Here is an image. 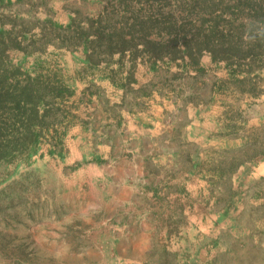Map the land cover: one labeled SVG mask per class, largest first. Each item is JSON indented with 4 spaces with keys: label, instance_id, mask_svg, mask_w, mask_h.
<instances>
[{
    "label": "rangeland",
    "instance_id": "rangeland-1",
    "mask_svg": "<svg viewBox=\"0 0 264 264\" xmlns=\"http://www.w3.org/2000/svg\"><path fill=\"white\" fill-rule=\"evenodd\" d=\"M123 36L132 41L121 51ZM176 37L159 56L144 45ZM29 85L42 91V117L0 160V264H120L121 235L108 219L138 216L101 209L100 172L117 188L115 158L133 153L140 185L187 209L169 215L174 233L176 220L204 212L209 227L188 229L222 252L220 263L232 262L230 248L259 251L264 177H249L264 162V0H0L8 141L26 127L13 102ZM156 124L157 146L147 137ZM142 127L151 145H136ZM162 164L170 179L156 177Z\"/></svg>",
    "mask_w": 264,
    "mask_h": 264
},
{
    "label": "crops",
    "instance_id": "crops-1",
    "mask_svg": "<svg viewBox=\"0 0 264 264\" xmlns=\"http://www.w3.org/2000/svg\"><path fill=\"white\" fill-rule=\"evenodd\" d=\"M161 130L160 125L156 124L151 136L147 135L150 140L155 141L153 145H160L159 141L163 138V132L158 131ZM137 131L135 132L138 135L136 139L139 141L136 143L137 146L152 144L147 143L145 138H143L146 137L143 127L138 128ZM166 131L169 133L167 135L168 146H172L171 140L174 137L170 134L171 130ZM179 138L186 139L183 137ZM187 141H194L193 137L189 136ZM136 158H139V163L142 162V159L134 153L132 154V159L115 158L117 166L114 173L118 180L117 188L109 185V176L105 170L102 169L100 172L102 176L99 199L101 209H107L113 214L120 206H123L122 210L127 212L134 211L132 215L138 216L136 218L131 216L124 219H108L109 221H114L113 223L117 227L119 236L121 235L122 237L118 238L117 246L114 250L116 258L121 262L120 264H177L178 262L180 264H225L219 262L222 252L214 249L213 246L215 245L211 247L209 244H205V235L199 237V231L191 232L190 234L188 225L200 227V231L203 232L205 231V226L209 227V225H206L204 212L197 213L194 217L185 218L182 221L176 220L177 224H180L181 230L179 233L172 231L170 226L172 222H169L172 218L169 215L172 216V212H179L176 214L183 216V210L187 214V209L185 210L178 205L173 207L170 199L173 193L169 194L163 190L164 188L141 186V179L146 174L140 169L142 166L139 165ZM124 163H132L135 170L124 169L122 167ZM162 165L159 167L162 170L156 174V177L158 179H170L173 172L170 169L171 166L166 169L167 166L165 164ZM185 173L177 174V178H181ZM186 177L191 176L187 173ZM263 177L264 162H260L249 178L258 179ZM191 186L195 187L196 191L200 189L197 182ZM193 233H196V237H194ZM250 241L252 239L248 238V242ZM255 243L259 250L257 252L253 251V248L247 251L241 249L240 252L238 250L233 252L231 248L227 250L224 254L232 259L229 264H264V238L255 239Z\"/></svg>",
    "mask_w": 264,
    "mask_h": 264
},
{
    "label": "trees",
    "instance_id": "trees-1",
    "mask_svg": "<svg viewBox=\"0 0 264 264\" xmlns=\"http://www.w3.org/2000/svg\"><path fill=\"white\" fill-rule=\"evenodd\" d=\"M135 25V24H134ZM134 25H131V29L129 31L130 35L133 37V30L132 27ZM102 33H100L101 35ZM148 35H145V37ZM182 38L183 37H179ZM209 40H211V38H206ZM231 37L229 35H221L218 37V40L221 41V44L224 45L226 42H230ZM131 40H126L124 39V36L122 38V43H121V51H124L125 48L129 47L131 44ZM178 41H180L178 39V37L172 39V40H167V41H153V40H149L144 42L145 47L148 49V51L151 50V52L156 53L157 56H159V53H162L163 50L165 51V48H169V47H175L178 43ZM112 46H110L111 48ZM112 49V48H111ZM220 51L221 53H226L227 49L222 48ZM229 51H233V50H229ZM210 52L212 53V55H216V50H210ZM255 55L251 54L250 57H254ZM89 58V57H88ZM248 59V58H245ZM3 80H6V78H3ZM37 86L32 87L31 85H29V88H24L21 91V96H20V101L18 102H13L15 104V108L17 110L21 111V116L24 119V122H26V127L24 128V131L21 132L20 134H17L16 136H14L10 141H8L5 137V132H6V126L5 123H0V160L6 159L9 155L12 154V152L18 151L19 149H21L20 147H22V142L25 138H28L29 136H31L32 134L35 133V129L37 127L39 121L41 120L40 118L42 116H40L39 114V105H40V101L39 99L42 97V91L41 90H37L36 88ZM3 95H1L0 92V99H2L3 97H1ZM10 99V98H9ZM4 99L0 100V110L2 109L1 106H3L5 103L3 102ZM23 122V123H24ZM21 137V138H20Z\"/></svg>",
    "mask_w": 264,
    "mask_h": 264
}]
</instances>
